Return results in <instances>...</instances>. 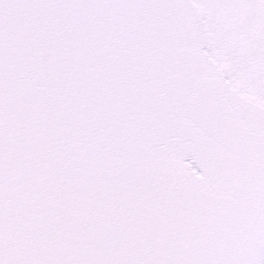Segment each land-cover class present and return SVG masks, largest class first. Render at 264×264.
<instances>
[{
    "label": "snow or ice",
    "instance_id": "obj_1",
    "mask_svg": "<svg viewBox=\"0 0 264 264\" xmlns=\"http://www.w3.org/2000/svg\"><path fill=\"white\" fill-rule=\"evenodd\" d=\"M0 264H264V0H0Z\"/></svg>",
    "mask_w": 264,
    "mask_h": 264
}]
</instances>
